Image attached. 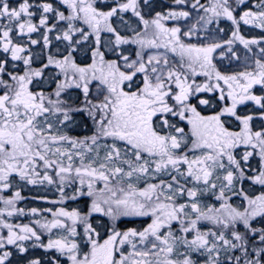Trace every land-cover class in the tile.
I'll list each match as a JSON object with an SVG mask.
<instances>
[{"label":"snow or ice","instance_id":"obj_1","mask_svg":"<svg viewBox=\"0 0 264 264\" xmlns=\"http://www.w3.org/2000/svg\"><path fill=\"white\" fill-rule=\"evenodd\" d=\"M58 2L65 10L47 0H18L15 6L12 0H0V51L5 54L0 58V264H11L12 247L23 256L29 251L26 242L33 240L66 256L70 264H264V226H255L258 219L264 222V191L249 195L243 187L245 180L264 186V128L254 130V116L237 114L238 106L248 101L264 109V95L253 94L257 86L264 91V37L247 39L240 32L241 24L264 30V0L253 7H247L246 0H236L235 7L230 0H194L190 7L203 14L186 31L165 22L188 19L191 12H156L149 20L142 15L141 0H115L107 10L97 7L98 0ZM174 2L185 5L187 0ZM240 6L246 10L239 11ZM129 12L143 25L131 37L113 26L114 17L124 23L121 14ZM221 19L232 24L230 38L223 43L198 45L182 39L214 23L223 32ZM33 33L41 39H33ZM51 33L66 42L65 52L49 53L46 62L33 67L32 46L42 40L48 49ZM103 33L112 38L102 41ZM14 36L27 40L21 43ZM89 38L95 45L92 62L81 66L73 52ZM236 43L250 53L257 46L259 57L253 54L250 68L226 74L213 63V54L225 46L231 51ZM126 44L139 46L135 59L117 51ZM102 46L119 59H106ZM146 48L166 52L145 58ZM167 52L179 62H170ZM9 57L23 64L22 74L7 70ZM50 67L63 79L49 93L34 91L33 82ZM199 76L203 82H197ZM93 82L98 83L97 94L90 97ZM71 88L81 90L79 104L71 96L65 98ZM201 93H217L223 106L202 115L197 104L211 106V100ZM76 114L91 119V136L81 139L64 131ZM225 116L239 121V131L229 130ZM182 121L187 131L179 126ZM109 139L111 143H101ZM241 147L245 151L238 153ZM254 157L259 163L252 168ZM53 172L62 197L53 203L63 202L66 184L77 183L71 198L86 195L91 204L87 212L47 209L53 219L36 224L48 233L58 229L67 234L44 244L34 227L5 219L24 213L16 207L24 197L19 190L8 197L4 193L14 187L13 176L32 185L52 184ZM209 194L218 207L202 203ZM233 197L240 203L234 204ZM30 212L37 215L40 210ZM95 214L112 222L104 238L97 229L108 226H93ZM122 217H150L151 222L121 231L116 222ZM205 224L212 227L204 230ZM27 264L41 260L29 259Z\"/></svg>","mask_w":264,"mask_h":264},{"label":"rangeland","instance_id":"obj_2","mask_svg":"<svg viewBox=\"0 0 264 264\" xmlns=\"http://www.w3.org/2000/svg\"><path fill=\"white\" fill-rule=\"evenodd\" d=\"M98 1H102V0H98ZM104 4L106 6H114L115 0H103ZM151 1L150 3L147 2L145 3V0H141V12L142 15H144L145 19H152L156 12H161V7L159 6V4H157V2H152L153 0H149ZM193 0H187V3L185 5H182L183 8L178 10H185V11H189L192 13V15L190 16V18L188 19H180V20H175V22L173 23H167L168 26L170 27H175V26H179L182 28V30L186 31L189 27L192 26V24H194L196 22V17H195V11L190 7L191 3H193ZM171 4H175V2H171ZM249 1H248V5H249ZM179 6V5H177ZM181 6V5H180ZM190 7V9H185L184 7ZM162 13V12H161ZM166 13V12H164ZM122 19L124 21V23H121L120 20H118L117 18H113V26L117 28V30L121 33V35L124 36H133L134 35V31H142L143 25L142 23L139 21V19L135 16H133L132 13H122L121 14ZM166 23V22H165ZM61 26L63 25V22H61ZM232 28V27H231ZM211 29V28H208ZM43 31V30H41ZM152 29L151 27H149V33H151ZM208 35L207 31L201 29L200 32L196 33L193 35V37L198 36V35ZM55 35L56 33H51L49 34V37L52 41L51 46L48 49H44L43 46V42L41 40V43L35 46H32V51L33 53L36 54L35 59H34V64L33 67H40L42 63L46 62V56L47 54H57V52L59 53H64L65 52V43L64 41H57L55 39ZM217 36L220 37L221 35L217 33ZM32 38L33 39H41L40 35L38 33H33L32 34ZM111 34L108 33H103L102 34V39L103 40H108L111 39ZM14 39H17L18 42L24 43L27 40V37L24 38H18L14 36ZM182 39L186 42V43H194L195 44V39L191 38L188 39L186 37L182 36ZM89 40H91V38H89ZM88 40V41H89ZM87 42V41H86ZM91 42L89 41L87 43V46H92V44H90ZM82 45L77 46V48L82 47ZM84 47V46H83ZM135 50V52H133ZM117 51L122 52L124 55L129 56L130 59H135L136 55L135 53H137V51H139V46L136 44H126L121 46L120 49H118ZM256 51V50H253ZM164 53L166 52L165 49L161 48V49H144V56L145 58H147L148 55H152V54H156V53ZM82 53V49L80 54ZM168 55H172L170 62L173 63H178L179 62V57L176 56L174 53L171 52H167ZM133 55V56H132ZM5 54L2 53V51H0V58H4ZM74 58L77 62V64L81 65V66H85V61H89V64L92 62V56L90 57L89 55L87 57L83 56L79 58L78 55H74ZM105 58L106 59H119V57L117 56L116 52H112V51H107L106 50V46H105ZM248 59V63L250 61L253 60V55L250 54V52H247V57H245ZM9 59V63H8V67L7 70L9 72H19L22 74L23 72V64L21 62H13L11 61L10 57ZM177 60V62H176ZM14 65V66H13ZM51 69L54 68H49L47 69V72H45L44 77L38 80H35L33 82L32 88L34 91L36 90H43L45 93H49L51 91H53L56 87V82H59V80L63 79L62 76H56V72L55 71V75L53 73V70L50 71ZM52 72V73H51ZM56 76V80L53 81L51 79V77ZM5 79H8L7 76H5ZM140 77H136L137 82H139ZM46 86V88H45ZM97 87H98V83L97 82H93L90 85V97H94L97 94ZM81 90L77 89V88H71L67 90V93L65 95V98L67 99L68 96H71L77 104L80 103V101H82L83 99L79 100L78 96L81 94ZM192 103L195 104V98H193ZM202 110L207 111L209 109L207 108H203ZM78 115V114H76ZM82 115V118H85L84 116H86V114H80ZM84 115V116H83ZM75 117V116H74ZM73 117V119H74ZM87 117V116H86ZM88 118V117H87ZM86 119V118H85ZM173 120L175 121L176 118H173ZM88 126L89 127H85V125H81V133L74 131L73 129L70 128V126H68V128H66L64 131L67 132V134L69 136L72 137H77V138H84L86 136H91L94 132V126H93V122L91 121L90 118H88ZM179 126L185 127L186 131H187V125L186 122H180ZM101 143H111V140H107V141H102ZM254 163V162H253ZM53 176V180L56 181L55 183L49 184L46 181L44 183H37L35 185L32 184H28L27 181L21 180L19 178V176H13L12 179V183L14 185V187L12 189H10L9 191L5 192L4 195L5 197L11 196L13 195V193L16 190H19L21 192V196L24 197V199L20 200L16 207L17 208H21L24 210L23 214H17L14 215L13 217H5V219L8 220V222L13 223V224H29L30 226L34 227L37 231V233L39 235H41V242L46 244L47 241L51 238V239H56L61 235H66L67 233H65L63 230H58V229H53L51 233H48L46 230L42 229L38 224H36V221H40L41 223H44L46 220H51L53 219L51 213H49L47 211V209H52L53 211H56L57 209L63 207L66 208L67 210L71 211L72 209H78L81 212H87L88 211V206H90L91 204V198L88 196H79L77 195L75 199H72L71 197L73 195L76 194L77 192V188L79 187L77 183H72V184H66L64 186V198H63V202L60 203H53L54 201H61L62 197H61V193L59 191V183H58V177L55 176L54 172L50 173ZM164 179H167V177H161ZM86 191V189H85ZM205 197L202 198V203L206 202V199H204ZM240 200H236V204H239ZM0 207H3V204L0 203ZM32 208H36L38 210H40V213L37 215H32L30 210ZM142 220L145 221L146 219H150V217H122L120 221H117V227L119 230L121 231H125L128 228H132V227H125V228H121L120 224L125 220V221H134V220ZM141 221V222H142ZM91 223H93V226H96V224L102 223L106 226H108V228L105 229H97L98 231L101 232V237L104 238L105 236V232L110 229L111 226V221L109 220V218L107 217H102L100 214H95L91 217ZM147 223H150L151 221H147ZM260 224L262 226H264V222L261 223V221H257V223L255 224V226L257 227V224ZM147 225V224H146ZM144 226H140V227H135L137 229H140ZM204 230H207V228L212 227L210 224H205L204 226ZM78 233L80 234V237L83 236V225H79L78 226ZM241 230H243L241 228ZM6 234V231H5ZM80 237H78V242ZM39 242L33 240V241H28L26 242L25 246L29 248V251L25 254H23V256H21V254H19L16 249L14 247L11 248V250L13 251V257L11 258V264H27V260L29 259H33V258H38L41 260V264H51L52 259L58 260L59 264H70V261L68 260V258L66 256H62L60 253H58L56 250L52 249V250H47L45 248H41L38 246ZM32 245H37L35 247H33ZM82 250L83 251H87V247L82 244L81 245ZM221 257H224L223 254ZM202 264V262H201Z\"/></svg>","mask_w":264,"mask_h":264},{"label":"flooded vegetation","instance_id":"obj_3","mask_svg":"<svg viewBox=\"0 0 264 264\" xmlns=\"http://www.w3.org/2000/svg\"><path fill=\"white\" fill-rule=\"evenodd\" d=\"M157 2V4H159V6L161 7V12H167L169 10H178L182 9L183 6L179 5L177 6L176 4H171V2L174 3V0H153L152 2ZM194 1V0H193ZM248 1H249V5H248ZM18 2V0H12V4L13 6H15V4ZM30 2H35V3H41L44 2V0H30ZM47 2H50L53 4L54 7L60 8V10H65L63 6H61L58 2V0H47ZM148 2L150 3L151 1L148 0ZM258 2V0H246V5L247 7H253L256 3ZM201 3L207 4V0H201ZM230 3L233 4V6H236V0H230ZM97 7L102 8L103 10H107V7L104 4V1H98L97 3ZM185 9H190V7L186 6L184 7ZM246 10L244 8V6H240L239 11H243ZM253 10H255L253 8ZM202 12H197L195 11V17L198 18L199 15H202ZM175 22V20H169L166 21V26L167 23H173ZM170 27V26H168ZM232 24L230 21L226 20V19H221L220 23H219V28L224 29L223 32H219L217 30V25L214 23L212 25H209L208 28L211 29H207V34L208 35H198L195 37H192L193 39H195V44L201 45V44H207V43H213V42H219V43H223L225 40L230 38V33L232 31ZM43 30V29H41ZM240 32L242 35L245 36V38L247 39H252V38H257L260 39L261 37H264V30H261L255 26L252 25H244L241 24V28H240ZM217 33L220 34L221 36L218 37ZM91 42L90 44H92V46H87L88 42ZM87 42L83 43L82 47L77 48V50L75 52H73V54L78 55L79 58L83 56L87 57L88 55L91 57V53L95 48L94 45V39L91 38V40H89ZM102 41H104L102 39ZM260 47H264V44H261ZM82 49V53L80 54ZM49 50V49H48ZM256 50V51H253ZM101 51H105V46L101 47ZM135 52V50L133 51ZM247 52L248 50H246L242 44L236 43L234 45H232L231 51L228 50V47L225 46L223 49H217V51L213 54V63L216 64L217 68L220 69V71L226 73V74H232L234 72H239V71H243L246 68H250V66L252 65V61H250L248 63V59L245 58L247 57ZM251 55L255 54L256 58L259 57L258 54V49L257 46H252V52L250 53ZM136 55V53H135ZM168 55V54H167ZM133 56V55H132ZM172 55H168L169 60L171 59ZM239 57V59L237 60L235 57ZM177 62V60H176ZM85 63V65L89 64V61H85L82 62ZM53 70V73L55 75V71H57L56 69H51L50 71ZM47 72V70L45 71ZM52 73V72H51ZM137 77H140V75L138 74ZM197 82H203L204 81V77L203 76H199L196 77ZM140 81V79H139ZM46 88V86H45ZM253 94L255 95H264V91H261L260 87L257 86L256 88L253 89ZM200 97L202 98H207L211 100V106H204V105H199L197 104V108L198 110L201 112L202 115H211L214 114L215 112L219 111V109L223 106L217 99L218 94L217 93H201L198 94ZM78 99L81 100L83 99V95L82 93L78 96ZM197 103L196 99H195V104ZM225 104L230 103V101H225ZM203 108H207L209 110L204 111L202 110ZM237 114L244 116V115H252L254 116V120L252 121V127L254 130H259L261 128H264V119H262L261 117L264 116V109H261L259 105H256L254 102L252 101H248L245 104L239 105L237 108ZM84 116V115H83ZM84 122H88V118L86 116H84ZM223 119L226 122V126L229 127V130L231 131H239L241 125L239 123V121H237L234 117L231 116H225L223 117ZM87 125H85L86 127ZM245 151V149L243 147L237 149L238 153H241ZM254 162V163H253ZM259 163V158L258 157H254L253 159L250 160L249 165L252 168H255L258 166ZM248 175H252L251 172L248 173ZM239 187V185H238ZM243 187L245 189V191H247L249 193V195L253 194V193H258L260 191H264V186H260V185H253L251 183V181L249 180H245L243 182ZM206 199V204H215L217 207L219 206L218 202L215 200L214 197H212L210 194L206 195L205 198ZM236 197H233L232 202L234 204H236ZM147 221H151L150 219H146ZM143 221V223L140 224V226H146L147 222ZM259 220V219H258ZM263 223V222H261ZM138 225V227H140ZM262 225H260L259 223L257 224V227H261ZM136 227V226H135ZM134 227V228H135ZM133 228V227H132ZM239 254V253H237ZM221 259H224V257H221ZM53 260V259H52Z\"/></svg>","mask_w":264,"mask_h":264},{"label":"trees","instance_id":"obj_4","mask_svg":"<svg viewBox=\"0 0 264 264\" xmlns=\"http://www.w3.org/2000/svg\"><path fill=\"white\" fill-rule=\"evenodd\" d=\"M81 125H87V127H89L88 126V122L86 123V122H84V119L82 118V115H80V114H78V115H75V117H74V119H73V123L72 124H70L69 126H70V128L71 129H73L74 131H77V132H79V133H81ZM142 220H134V221H131V220H129V221H123L121 224H120V227L121 228H125V227H138V225L140 226V224L141 223H143V221L141 222Z\"/></svg>","mask_w":264,"mask_h":264}]
</instances>
